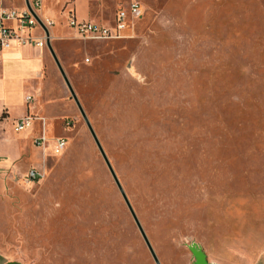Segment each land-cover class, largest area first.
Returning <instances> with one entry per match:
<instances>
[{
    "label": "rangeland",
    "instance_id": "1",
    "mask_svg": "<svg viewBox=\"0 0 264 264\" xmlns=\"http://www.w3.org/2000/svg\"><path fill=\"white\" fill-rule=\"evenodd\" d=\"M91 1L110 21L143 8L129 36L72 33L56 54L161 263L192 264L207 242L264 264V0ZM73 2L46 14L68 24ZM58 74L53 101L28 94L45 146L0 123V250L15 264H156Z\"/></svg>",
    "mask_w": 264,
    "mask_h": 264
},
{
    "label": "crops",
    "instance_id": "2",
    "mask_svg": "<svg viewBox=\"0 0 264 264\" xmlns=\"http://www.w3.org/2000/svg\"><path fill=\"white\" fill-rule=\"evenodd\" d=\"M0 5L11 9L23 10L26 7V0H0ZM52 11L48 6V0H43L42 12L50 15L53 14ZM95 12V6L91 0H74L73 8L67 12V17L69 18V15L73 13L79 20H90L106 26L114 24L117 12L111 21L101 18ZM99 18L102 19L101 22L96 20ZM35 33H40V30L36 29ZM72 33L77 36L75 29L69 23L55 22V25L50 29V42L57 54L61 52L60 44ZM58 73L61 75L48 46V39L47 47L44 48L26 44L3 50L0 53V123H13L17 119L31 113L37 114L38 119L35 124L42 118L46 121L44 117L39 116L37 113L39 105L34 102V98L32 97V100L29 101L27 96L29 91H33L36 96L45 97L46 104L53 101L54 99L50 96L46 87V80L50 74L59 75ZM63 81L67 89V97L69 88L64 79ZM22 132H24L25 137L26 135L27 137L31 136L32 140L38 136L33 126ZM193 244H196L205 254L208 264H240L238 260H248V264H256L254 258L246 256L240 250L234 251L230 249L220 253L216 246H208L207 242H200V244L194 242ZM249 260L254 261L249 262ZM193 261L192 255V264H194ZM0 264H15V262L11 256L0 250Z\"/></svg>",
    "mask_w": 264,
    "mask_h": 264
},
{
    "label": "built area",
    "instance_id": "3",
    "mask_svg": "<svg viewBox=\"0 0 264 264\" xmlns=\"http://www.w3.org/2000/svg\"><path fill=\"white\" fill-rule=\"evenodd\" d=\"M28 3L26 2V7L23 10L0 5V53L3 50L26 44H33L39 48L47 47V31L50 37V29L55 25V21L42 12L43 0H28ZM142 15V5L138 1H133L128 7L119 8L112 25L106 26L90 20H79L73 13L69 15L68 23L82 39L114 40L129 36L134 25L133 21ZM36 29L40 30V33L36 34ZM27 100L31 101L32 96H27ZM37 119V116L31 114L17 119L15 131H25L33 126ZM34 142L39 146H45L47 137L40 134L34 138ZM66 145V138L59 137L56 139L54 147L62 150ZM41 177L42 173L33 169L28 178L36 181Z\"/></svg>",
    "mask_w": 264,
    "mask_h": 264
},
{
    "label": "water",
    "instance_id": "4",
    "mask_svg": "<svg viewBox=\"0 0 264 264\" xmlns=\"http://www.w3.org/2000/svg\"><path fill=\"white\" fill-rule=\"evenodd\" d=\"M26 2H27V4H29L28 0H26ZM47 34H48V46H49L50 51H51L57 65H58V67L62 73V76H63V78H64V80H65V82L69 88V91L71 93V97L75 100L76 104L78 105L80 112H81V114H82V116H83V118H84V120H85V122H86V124H87V126H88V128H89V130H90V132H91V134H92V136H93V138H94V140H95V142H96V144H97V146H98V148H99V150H100V152H101V154H102V156H103V158H104V160H105V162H106V164H107V166H108V168H109V170L113 176V178H114L116 185L118 186L128 208L130 210V212H131V214H132V216H133V218H134V220H135V222L139 228V231L141 232V234H142V236H143V238H144V240H145V242H146V244H147V246H148L155 262H156V264H162L157 253H156V251H155V249H154V247H153V245H152V243H151V241H150V239H149V237H148V235H147V233H146V231H145V229H144V227H143V225H142V223H141V221H140V219H139V217H138V215H137V213H136V211H135V209H134V207H133V205H132V203H131V201H130V199H129V197H128V195H127V193H126V191H125V189H124V187H123V185H122V183H121V181H120V179H119V177H118V175H117V173H116V171H115V169H114V167H113V165H112V163H111V160L109 159V157H108V155H107V153H106L95 129L93 128L91 121L89 120V118H88V116H87V114H86V112H85L74 88H73V85L71 84L69 77L67 76L56 52L54 51V49L51 45L48 31H47ZM190 249H191L193 255L195 256L194 264H208L207 260L205 258V254L202 252V250L200 248L197 247L196 244H192L190 246ZM211 264H213V263H211Z\"/></svg>",
    "mask_w": 264,
    "mask_h": 264
},
{
    "label": "flooded vegetation",
    "instance_id": "5",
    "mask_svg": "<svg viewBox=\"0 0 264 264\" xmlns=\"http://www.w3.org/2000/svg\"><path fill=\"white\" fill-rule=\"evenodd\" d=\"M197 247H198V246H197ZM198 248H199V247H198ZM192 255H193V253H192ZM193 260H194L193 262H195V256H194V255H193Z\"/></svg>",
    "mask_w": 264,
    "mask_h": 264
},
{
    "label": "trees",
    "instance_id": "6",
    "mask_svg": "<svg viewBox=\"0 0 264 264\" xmlns=\"http://www.w3.org/2000/svg\"><path fill=\"white\" fill-rule=\"evenodd\" d=\"M215 264V263H214Z\"/></svg>",
    "mask_w": 264,
    "mask_h": 264
}]
</instances>
